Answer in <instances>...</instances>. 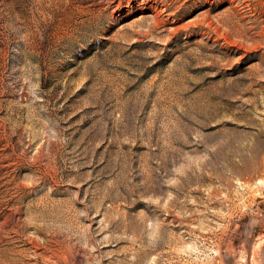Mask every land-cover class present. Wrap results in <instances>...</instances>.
<instances>
[{
  "label": "rangeland",
  "instance_id": "1",
  "mask_svg": "<svg viewBox=\"0 0 264 264\" xmlns=\"http://www.w3.org/2000/svg\"><path fill=\"white\" fill-rule=\"evenodd\" d=\"M0 264H264V0H0Z\"/></svg>",
  "mask_w": 264,
  "mask_h": 264
}]
</instances>
